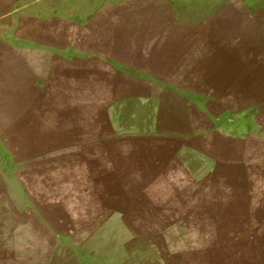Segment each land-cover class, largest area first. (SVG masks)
Wrapping results in <instances>:
<instances>
[{
  "label": "rangeland",
  "instance_id": "obj_1",
  "mask_svg": "<svg viewBox=\"0 0 264 264\" xmlns=\"http://www.w3.org/2000/svg\"><path fill=\"white\" fill-rule=\"evenodd\" d=\"M0 264H264V0H0Z\"/></svg>",
  "mask_w": 264,
  "mask_h": 264
}]
</instances>
